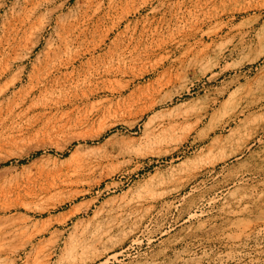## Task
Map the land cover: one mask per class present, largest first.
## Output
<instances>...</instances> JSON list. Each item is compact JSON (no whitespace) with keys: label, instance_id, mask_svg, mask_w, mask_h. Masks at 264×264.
Returning <instances> with one entry per match:
<instances>
[{"label":"rangeland","instance_id":"rangeland-1","mask_svg":"<svg viewBox=\"0 0 264 264\" xmlns=\"http://www.w3.org/2000/svg\"><path fill=\"white\" fill-rule=\"evenodd\" d=\"M0 264H264V0H0Z\"/></svg>","mask_w":264,"mask_h":264}]
</instances>
